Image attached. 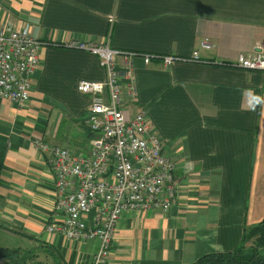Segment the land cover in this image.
Masks as SVG:
<instances>
[{
	"label": "crops",
	"instance_id": "0c3cea01",
	"mask_svg": "<svg viewBox=\"0 0 264 264\" xmlns=\"http://www.w3.org/2000/svg\"><path fill=\"white\" fill-rule=\"evenodd\" d=\"M0 25L43 43L30 99L0 100V247L32 249L41 264H92L99 242L46 229L56 182L38 138L88 153L91 97L83 80L106 81L97 56L72 41L137 52L125 101L143 112L176 162L178 197L167 211H125L104 264H193L231 252L264 219V72L235 62L264 52V0H0ZM208 41L211 49L202 48ZM198 51L199 61H190ZM179 58L164 67L160 58ZM123 74V58H116ZM129 79L120 77L124 86Z\"/></svg>",
	"mask_w": 264,
	"mask_h": 264
},
{
	"label": "built area",
	"instance_id": "2783aa9c",
	"mask_svg": "<svg viewBox=\"0 0 264 264\" xmlns=\"http://www.w3.org/2000/svg\"><path fill=\"white\" fill-rule=\"evenodd\" d=\"M42 46L29 23L20 29L0 25V100L21 106L29 101ZM68 47L97 56L107 77L104 82L83 80L78 84L79 92L91 97L88 153L40 138L34 141L36 149L47 155L56 182V200L46 229L72 241L97 240L99 250L92 264H104L125 211L167 212L176 203L177 166L145 114L128 116L124 111L125 101L136 96L133 58L139 54L78 40ZM202 48L211 49V44L206 40ZM142 56L147 65L153 57L160 58L164 67L179 60L172 55ZM118 57L125 63L123 74L116 68ZM188 60L199 61L198 51ZM235 64L264 72V52L240 54ZM121 76L129 79L126 86L120 83Z\"/></svg>",
	"mask_w": 264,
	"mask_h": 264
},
{
	"label": "trees",
	"instance_id": "16d2710c",
	"mask_svg": "<svg viewBox=\"0 0 264 264\" xmlns=\"http://www.w3.org/2000/svg\"><path fill=\"white\" fill-rule=\"evenodd\" d=\"M1 171L0 160V174ZM33 260L34 264H41L32 249L0 247V261L4 264H28ZM193 264H264V219L255 226L245 228L236 250L207 254Z\"/></svg>",
	"mask_w": 264,
	"mask_h": 264
},
{
	"label": "clouds",
	"instance_id": "9594fccd",
	"mask_svg": "<svg viewBox=\"0 0 264 264\" xmlns=\"http://www.w3.org/2000/svg\"><path fill=\"white\" fill-rule=\"evenodd\" d=\"M250 97H251L250 104L252 105L253 108H255V106L258 104L264 103V98H262L260 96H256V95L252 94L251 92H250Z\"/></svg>",
	"mask_w": 264,
	"mask_h": 264
},
{
	"label": "rangeland",
	"instance_id": "374dc122",
	"mask_svg": "<svg viewBox=\"0 0 264 264\" xmlns=\"http://www.w3.org/2000/svg\"><path fill=\"white\" fill-rule=\"evenodd\" d=\"M248 245H249V243H248ZM35 263V261L33 260V261H30V262H28V264H34ZM0 264H4L2 261H0Z\"/></svg>",
	"mask_w": 264,
	"mask_h": 264
}]
</instances>
